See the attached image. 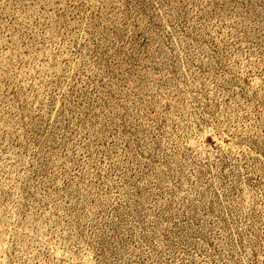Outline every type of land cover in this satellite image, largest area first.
Wrapping results in <instances>:
<instances>
[{
	"label": "rangeland",
	"instance_id": "rangeland-1",
	"mask_svg": "<svg viewBox=\"0 0 264 264\" xmlns=\"http://www.w3.org/2000/svg\"><path fill=\"white\" fill-rule=\"evenodd\" d=\"M0 264H264V0H0Z\"/></svg>",
	"mask_w": 264,
	"mask_h": 264
}]
</instances>
